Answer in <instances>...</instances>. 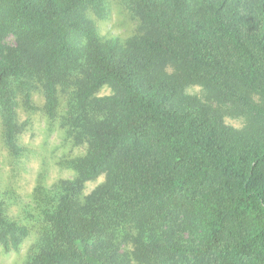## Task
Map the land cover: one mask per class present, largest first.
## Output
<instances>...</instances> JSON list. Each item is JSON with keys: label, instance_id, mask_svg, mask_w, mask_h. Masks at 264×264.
<instances>
[{"label": "trees", "instance_id": "1", "mask_svg": "<svg viewBox=\"0 0 264 264\" xmlns=\"http://www.w3.org/2000/svg\"><path fill=\"white\" fill-rule=\"evenodd\" d=\"M130 1L141 27L122 45L104 42L88 18L90 9L100 12L102 0H0V103L14 154L20 132L15 80L40 78L54 117L57 87L85 64L89 81L74 125H83L92 105L107 113L90 128L96 147L76 170L83 182L103 174L109 181L88 208L71 192L61 198L51 218L56 233L33 264H128L108 238L112 225L135 217L175 224L198 213V245L152 242L139 250V260L264 264V107L253 100H264V0ZM8 35L16 36V48L3 43ZM171 65L182 68L183 80L167 73ZM189 84L242 106L258 128L233 133L216 111L186 94ZM106 86L116 94L96 98ZM117 193L125 199L116 200ZM96 204L99 214L85 221ZM28 236L27 228L5 219L0 203L5 250H18Z\"/></svg>", "mask_w": 264, "mask_h": 264}, {"label": "rangeland", "instance_id": "2", "mask_svg": "<svg viewBox=\"0 0 264 264\" xmlns=\"http://www.w3.org/2000/svg\"><path fill=\"white\" fill-rule=\"evenodd\" d=\"M101 7L99 13L90 9L87 14L104 42L116 41L127 45L139 35L140 18L130 0H102ZM3 43L12 48L18 45L14 35L6 36ZM167 73L180 81L184 79V72L179 65L169 66ZM88 81L85 64H80L66 74L57 87L58 105L54 117H50L47 112L44 85L40 78L22 77L13 82L20 127L17 136L18 155L8 144L7 125L0 103V203L3 204L4 216L9 223L29 231L28 238L18 250L6 251L0 244V264H33L50 247L56 233L51 218L58 212L61 198L71 192L76 201L88 208V199L109 181L110 176L103 174L94 181L83 182L76 170V166L90 157L96 147L90 128L95 122L107 118V113L92 105L82 116L83 125H74V119L80 113L79 95ZM185 89L187 95L216 111L233 133L244 136L258 128L252 114L242 106L218 99L200 84H189ZM115 94L112 87L106 86L96 94V98ZM253 100L264 107V100L259 96H254ZM117 199L125 197L117 193ZM89 206L85 221L95 219L99 214L97 204ZM202 220L203 215L198 213L190 218L180 216L175 224L169 218L156 226L154 219L139 222L135 217L126 226L112 225L108 238H114L112 243L118 245L120 259L128 264H147L139 260L144 259L139 250L152 242L184 248L198 245L202 237ZM102 226L100 224L98 228ZM85 234L87 237V231ZM107 239L103 238V243ZM176 261L190 264L180 258Z\"/></svg>", "mask_w": 264, "mask_h": 264}]
</instances>
